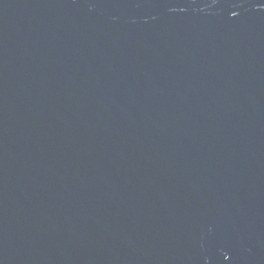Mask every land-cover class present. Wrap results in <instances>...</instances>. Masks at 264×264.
<instances>
[{"label": "water", "instance_id": "obj_1", "mask_svg": "<svg viewBox=\"0 0 264 264\" xmlns=\"http://www.w3.org/2000/svg\"><path fill=\"white\" fill-rule=\"evenodd\" d=\"M0 264H264V0H0Z\"/></svg>", "mask_w": 264, "mask_h": 264}]
</instances>
